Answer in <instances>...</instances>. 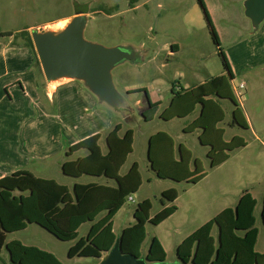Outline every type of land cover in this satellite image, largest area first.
<instances>
[{"label":"rangeland","instance_id":"rangeland-1","mask_svg":"<svg viewBox=\"0 0 264 264\" xmlns=\"http://www.w3.org/2000/svg\"><path fill=\"white\" fill-rule=\"evenodd\" d=\"M131 1L15 0L13 10L18 12L16 13L18 17L11 22V27L0 23V27H5L0 28V33L4 30L20 32L18 38L24 40H14L13 44L26 43L22 32H26L27 28L32 32L37 30L32 29L34 26L42 27L48 22L70 15L78 2L90 7L84 32L86 40L107 48L123 43H130L137 49L144 47L146 52L141 63H126L113 71L116 88L124 96L125 104L116 109L100 101L103 109L113 119L112 122L115 125H122L123 133L129 129L134 131L133 152L128 157L121 175H125L132 165L137 163L142 176L140 190L131 196L134 201L129 198L122 211L114 219V232L120 235L125 227L134 223L137 206L144 200L148 199L153 203L151 215L158 214L163 208L162 193L175 188L179 191V197L174 203L177 212L160 226L147 224V238L142 246V253L144 255L148 253L151 240L156 237L165 245L169 263H178L177 245L179 242L196 231L200 225L208 223L214 213L221 209L218 207L212 210L214 202L224 203L225 201L220 190L214 188L221 180L222 176L219 174L223 172L224 177L231 179L232 173L229 168L238 163H242L245 167L255 164L264 168V160L260 163L256 161L258 153L264 151V148L262 142L256 140L252 131L228 127L232 118L230 109L232 105L225 102L226 120L220 125L226 130L224 139L231 141L234 136H241L246 140L248 148L237 153L221 169L192 187H188L184 182L178 183L171 179L157 177L149 159V141L152 135L162 131L174 139L176 159L179 158L180 144H185L192 151L194 158L189 168L190 171L196 170L195 160L198 159L200 168L210 172L209 148L200 143L197 133H184V128L193 122L197 113L184 119L175 118L171 121H166L161 116L170 104L174 83H182L184 87L192 82L197 84L207 77L206 70L218 72L223 68V63L210 28L207 27V21L203 19V13L202 26L197 28L196 32H192V27L188 23L192 7L197 4L198 0H137L134 4ZM208 1L216 19V25L212 20L213 24L219 37L223 39L220 40L223 50L228 60L230 59L238 68L236 86L243 96L240 98L235 94V98L241 105L246 118L264 140V63L261 58V51L264 49L262 45L264 23L259 29H255L252 21L245 14L244 5H237L235 0H223L221 3L217 0ZM83 8L85 9L83 6H76V10ZM96 11L100 13L97 14ZM227 18H231L230 23L224 22ZM174 43L179 44L182 50L178 57L170 59L165 48ZM240 83H245L246 89H239ZM125 86L129 87L130 91L138 92L130 97L127 92H124ZM148 97L153 103L161 101L162 106L151 109ZM85 119L89 120L87 116ZM87 128L86 126V130ZM106 134L107 132H102L100 141V147L104 153L107 150ZM156 165L161 169L171 171V155L167 148H162ZM53 175L73 190L75 181L66 177L62 170ZM87 180L88 178L84 181ZM258 187L257 193L260 195L264 190V181L262 186ZM90 227L91 223H87L80 228L79 239L88 234ZM258 227L261 231V238L257 248L261 250L264 246V227L260 213H258ZM12 240H19L24 245L53 253L63 264H98L100 261L84 257L70 258L68 252L75 242L60 241L36 224L29 225L26 230L9 234L7 241ZM0 264H10V255L6 248L0 255Z\"/></svg>","mask_w":264,"mask_h":264},{"label":"trees","instance_id":"trees-1","mask_svg":"<svg viewBox=\"0 0 264 264\" xmlns=\"http://www.w3.org/2000/svg\"><path fill=\"white\" fill-rule=\"evenodd\" d=\"M198 2L218 47L226 74L179 92L175 90L177 83H174L173 98L161 117L166 121L184 119L199 109L198 117L184 131L187 134L201 132L199 140L203 146L209 148L208 158L211 160L212 170L226 163L233 153L248 145L241 136L225 141V130L219 127L226 119L222 104L229 102L232 105L230 128L249 130V125L233 94L234 76L219 35L204 0ZM131 3L134 4L135 0ZM22 34L26 39V46L32 51L40 67L31 34L27 31ZM0 35L6 37L13 34ZM149 105L153 109L161 103L153 104L149 99ZM122 128L119 124L107 135L106 153L100 147V135L92 136L68 150L67 160L62 166L63 174L74 181L85 177L96 179L95 182H75L73 190H70L64 184L36 177L28 171L16 172L0 179V255L6 248L10 255V264H63L53 253L24 245L19 240L7 241L9 234L26 230L32 224L42 227L60 241H74L75 244L68 252L70 258L100 260L105 253L112 250L117 239H120L125 253L147 258L150 262L169 264L167 253L158 238L151 240L146 255L142 253V246L147 238L148 223L159 226L176 213L177 207L174 203L179 197L177 189L171 188L162 193L163 209L158 214L152 217L153 203L151 200H144L137 206L134 223L120 235L114 232V218L142 186L137 163L132 165L128 173L121 175L133 152L134 144V131L129 129L121 135ZM149 142L150 161L159 179H171L194 186L207 176L208 172L200 168L198 159L195 160L196 170L190 171L194 157L184 144L179 145V158H175V141L168 133L158 132L151 136ZM162 148H167L171 155V171L156 165ZM256 207L257 200L245 191L236 207L225 209L183 241L177 249L178 263L264 264V253L256 251L259 239ZM262 219L264 223V208ZM87 223H91L88 234L79 239V230ZM216 228L218 234L214 236L213 231Z\"/></svg>","mask_w":264,"mask_h":264},{"label":"crops","instance_id":"crops-1","mask_svg":"<svg viewBox=\"0 0 264 264\" xmlns=\"http://www.w3.org/2000/svg\"><path fill=\"white\" fill-rule=\"evenodd\" d=\"M217 1L221 3L223 0ZM235 1L237 5H244L245 8V2L247 0ZM136 2L137 0H135V3ZM204 2L208 7V11L212 20L214 21V24L216 25V19L214 17L210 2L208 0H204ZM76 6H83L85 9L83 8L78 11L76 10ZM14 7L15 0H0V23L4 24V26L11 27V22L18 17L16 14L18 12L13 10ZM89 13V6L86 7L85 5H81L77 2L74 11L70 15L53 22H48L42 27L34 26L32 29H37L38 31L59 32L63 30L67 24L77 15L86 14L88 17ZM95 13L99 14L100 12L96 11ZM202 13L204 21H207L203 9L200 8V4L197 2V4L192 7V14H190L188 17V23L191 25L193 33L196 32L197 28H201L202 26ZM224 22L230 23L231 18L225 19ZM263 23L264 21L261 23V25ZM27 31L31 32L29 28H27ZM1 32L12 33L13 35L0 37V179H3L6 176L12 175L16 172L28 171L34 174L36 177L52 179L61 183L53 174H57V172L59 173V171L62 170V166L67 160L66 154L68 150L78 143L95 135H100L102 140V132H107L105 135L106 138L109 132L112 131L118 124L115 125L112 122L113 119L109 116L108 112L103 109V106H101V100L93 92H91L84 82L71 79H59L51 82L47 81L42 69L39 68L36 63L34 54L26 46V43L22 42L23 44H13L14 40H24L23 38H18V34H20V32H13L9 30H4ZM219 38L220 40H223L221 37ZM262 45L264 46V40H262ZM117 46L133 48L139 55L140 61L138 63H141L144 60L143 57L146 52L144 47H141L144 50L137 49L136 46L134 47V45L130 43H123ZM181 50V46L177 43L165 48V52L170 59L178 57L181 53ZM261 54V58L264 63V49L261 51ZM126 63L130 62H124L116 68L120 67L121 65H125ZM229 63L234 76L232 88L233 94L235 96V94L238 95L239 93L238 86H236V73L238 68L232 63L230 59ZM205 73L207 77L201 79V81L197 84L192 82L184 87L182 83L176 82L177 88L175 90L179 92L181 89L187 90L192 87L200 86L212 78L226 74V71L223 67L218 72L206 70ZM193 78L195 79V77ZM117 84H119L118 81ZM240 84H244V89H246L245 83ZM124 92L129 94L128 92H132V90L130 91L129 87L125 86ZM134 95L136 94H129L128 96L131 97ZM172 98L170 99V102ZM156 103H161L160 106H162L161 101H157L153 104ZM224 104L225 102L222 104L225 110ZM230 109L232 117L233 109L231 107ZM194 113H197V116L195 117L196 119L199 115V110L196 109ZM85 116H87L89 120L85 119ZM246 120L248 119L246 118ZM247 122L249 125V131H252L256 140L262 142L264 148V140L257 133L249 120ZM220 125L219 127L222 128ZM86 126L88 127L87 130ZM124 133L121 132V135ZM184 133L187 134L185 131ZM195 133H197L199 136L201 132L196 131ZM247 148L248 145L244 149L233 153L231 158L226 163L210 170L205 178L218 171V169H221V167L227 164L237 153ZM262 160H264V151L259 152L256 159V161L259 163ZM229 169L232 173L231 179L224 177L223 172H221L219 174L222 176L221 180L218 181V185L216 184L214 187L215 189L220 190V194L225 199V201L224 203L221 201L214 202V206H212L211 209L215 210L218 207H221V209L216 211V213H214L208 222L225 209L236 207L244 192L247 191L251 193L257 200V207L255 211L257 219L256 226L258 227V213H260L261 223L264 227L262 219V211L264 208V190H262L260 195L257 193V189H259L258 186L261 187L264 181V168H260L259 165L255 164H249L247 167H245L242 163H238L236 166H231ZM85 179L87 178L83 177L75 182L86 184L96 181V179L92 178H88L87 181H84ZM122 209L119 211V213L122 211ZM174 215H172L169 219H171ZM204 224L200 225L196 231ZM130 225H132V223H130ZM193 233H190L184 239H182L177 245V249L183 243V241ZM213 234L214 236H217V228L214 229ZM260 238L261 231L259 229V239L256 245V251L259 253H264V246L261 250H258L257 248ZM160 242L166 251L165 245L162 241ZM167 263H169L168 255Z\"/></svg>","mask_w":264,"mask_h":264},{"label":"water","instance_id":"water-1","mask_svg":"<svg viewBox=\"0 0 264 264\" xmlns=\"http://www.w3.org/2000/svg\"><path fill=\"white\" fill-rule=\"evenodd\" d=\"M245 14L258 29L264 21V0H247ZM88 17L79 14L59 31L31 32L41 69L47 81L59 79L79 80L102 102L119 109L125 104L124 96L117 90L113 70L124 62L138 63L139 55L131 47L107 48L91 43L84 37ZM150 159V146H149ZM98 264H166L150 262L125 253L120 239L105 253Z\"/></svg>","mask_w":264,"mask_h":264},{"label":"built area","instance_id":"built-area-1","mask_svg":"<svg viewBox=\"0 0 264 264\" xmlns=\"http://www.w3.org/2000/svg\"><path fill=\"white\" fill-rule=\"evenodd\" d=\"M244 87H245L244 84H240V85H239V88H240V89H244ZM176 88H177V87H176ZM238 96L241 98V97L243 96V94H242V93H238ZM130 200H131V201H134V199H133L132 197H130Z\"/></svg>","mask_w":264,"mask_h":264}]
</instances>
